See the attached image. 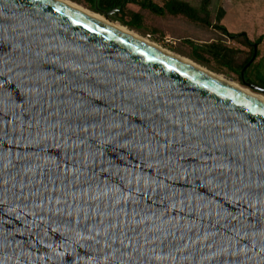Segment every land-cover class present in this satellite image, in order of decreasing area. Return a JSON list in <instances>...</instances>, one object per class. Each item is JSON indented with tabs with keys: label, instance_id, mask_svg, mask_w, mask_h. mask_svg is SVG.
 Returning <instances> with one entry per match:
<instances>
[{
	"label": "water",
	"instance_id": "water-1",
	"mask_svg": "<svg viewBox=\"0 0 264 264\" xmlns=\"http://www.w3.org/2000/svg\"><path fill=\"white\" fill-rule=\"evenodd\" d=\"M0 264H264V103L60 0H0Z\"/></svg>",
	"mask_w": 264,
	"mask_h": 264
},
{
	"label": "rangeland",
	"instance_id": "rangeland-1",
	"mask_svg": "<svg viewBox=\"0 0 264 264\" xmlns=\"http://www.w3.org/2000/svg\"><path fill=\"white\" fill-rule=\"evenodd\" d=\"M71 1L91 10L84 0ZM154 1L158 4H163L165 0ZM211 7L215 13L221 8L225 10V15L221 24H223L230 32H246L253 41L257 40L261 35H264V0H212ZM128 8L131 11L140 12L143 15V20L139 27L131 28L122 24L119 20H113L111 18L109 20L126 26L136 33L156 42L165 49L192 59L206 69L221 74L233 83L245 87L250 92L262 94L242 83L236 73L222 68L218 62L208 54L200 51L204 54L203 56H206V58L209 59L208 63H200L193 58L195 55V47H204L206 43L221 38V34L216 28L207 27L200 23H194L181 15H167L162 17L147 10H142L136 5H129ZM102 15L104 16V14ZM214 22L215 20L213 18V23ZM227 42L241 50H249L240 43L234 41ZM258 51L260 56L256 60H259L264 54V39L258 45ZM241 55L244 56L245 53H242Z\"/></svg>",
	"mask_w": 264,
	"mask_h": 264
},
{
	"label": "trees",
	"instance_id": "trees-1",
	"mask_svg": "<svg viewBox=\"0 0 264 264\" xmlns=\"http://www.w3.org/2000/svg\"><path fill=\"white\" fill-rule=\"evenodd\" d=\"M88 7L97 13L104 14L115 10L110 18L119 20L122 24L131 28L139 27L142 23L143 15L140 12L129 10V5L139 6L142 10H147L155 15L165 17L184 16L194 23H200L207 27L216 28L221 34V38L206 43L205 46L195 47L193 58L200 63H208L209 59L205 54L218 62V64L239 76L242 83L251 82L260 87H264V54L257 57L246 68L242 76L243 68L251 61L254 54V44L257 46L264 39L261 35L257 40H251L246 32H230L221 21L225 15V10L221 8L218 12L212 10V0H165L163 4H158L154 0H84ZM213 18L215 22L213 23ZM227 41H234L242 44L248 51L241 50ZM258 49V48H257ZM202 51L203 53H201ZM245 53L244 56L241 54Z\"/></svg>",
	"mask_w": 264,
	"mask_h": 264
},
{
	"label": "bare ground",
	"instance_id": "bare-ground-1",
	"mask_svg": "<svg viewBox=\"0 0 264 264\" xmlns=\"http://www.w3.org/2000/svg\"><path fill=\"white\" fill-rule=\"evenodd\" d=\"M60 1L65 3V4L70 5L71 7L75 8L77 10H80L81 12L86 13V14H88V15H90V16H92V17H94V18H96V19H98V20H100L102 22L107 23L108 25H110V26H112V27H114V28L126 33V34H129V35L133 36L134 38H137V39L142 40V41H144L146 43H149V44L159 48L160 50H163L164 52H166V53H168V54L180 59L182 62H184V63H186V64H188L190 66H193V67H195V68H197V69H199V70H201L203 72H206V73L210 74L211 76H213L214 78H216V79L228 84L229 86H231L233 88H237L239 90H242L243 92H245L246 94L250 95L251 97L261 101L262 103H264V95L258 94V93H255V92H250L245 87L240 86V85H238L236 83H233L232 81L227 79L225 76L206 69L205 67L201 66L200 64L196 63L195 61H193L192 59H190L188 57L181 56V55H179V54H177L175 52H172V51H170L168 49L163 48L162 46H160L156 42H154V41H152V40H150V39H148V38L136 33L135 31L127 28L126 26H124V25H122V24H120L118 22L110 21L109 19H107L102 14H99L97 12L91 11V10L83 7L82 5H80L78 3H75V2H73L71 0H60Z\"/></svg>",
	"mask_w": 264,
	"mask_h": 264
}]
</instances>
